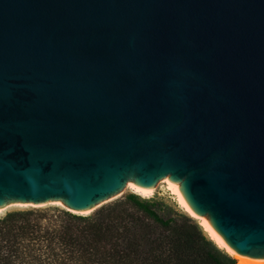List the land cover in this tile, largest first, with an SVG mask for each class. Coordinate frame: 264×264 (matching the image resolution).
I'll return each instance as SVG.
<instances>
[{"label": "water", "instance_id": "obj_1", "mask_svg": "<svg viewBox=\"0 0 264 264\" xmlns=\"http://www.w3.org/2000/svg\"><path fill=\"white\" fill-rule=\"evenodd\" d=\"M164 177L264 259V0H0V207Z\"/></svg>", "mask_w": 264, "mask_h": 264}, {"label": "trees", "instance_id": "obj_2", "mask_svg": "<svg viewBox=\"0 0 264 264\" xmlns=\"http://www.w3.org/2000/svg\"><path fill=\"white\" fill-rule=\"evenodd\" d=\"M0 264H237L198 221L135 194L88 215L59 207L0 216Z\"/></svg>", "mask_w": 264, "mask_h": 264}, {"label": "bare ground", "instance_id": "obj_3", "mask_svg": "<svg viewBox=\"0 0 264 264\" xmlns=\"http://www.w3.org/2000/svg\"><path fill=\"white\" fill-rule=\"evenodd\" d=\"M159 181L156 185L160 184H165L166 190L170 192V195L174 196L177 203L183 209V211L192 217L193 219L197 220L199 225L203 228V230L208 234L209 238L215 243L217 247L220 249H223L226 253H228L230 256L236 259L237 264H264V260H258L255 258H251L248 256H242L239 255L235 250H233L231 247H229L225 242L222 240V238L214 231L213 227L211 226L209 219L206 215L203 216H197L186 204L182 194H181V189L179 186L178 182H169L168 177H164ZM156 185L152 187H144L139 184H137L134 181H127L123 189L116 194L115 196L111 197L108 200H105L97 205L95 207L100 206L104 202H107L111 199L116 198L120 194H122L125 191H130L135 195H138L142 198H148L152 195L153 191H155V188L157 187ZM41 206H53V207H59L61 209H64L66 211L72 212L74 214H79V215H86L89 213V211L85 212H77L75 210H72L70 207H68L65 203L60 202V201H49L46 203H41V204H33L29 202H8L4 206L0 207V213H2L4 210L10 208V207H20V208H35V207H41Z\"/></svg>", "mask_w": 264, "mask_h": 264}, {"label": "rangeland", "instance_id": "obj_4", "mask_svg": "<svg viewBox=\"0 0 264 264\" xmlns=\"http://www.w3.org/2000/svg\"><path fill=\"white\" fill-rule=\"evenodd\" d=\"M160 182L163 181V180H159ZM158 181V182H159ZM157 182V183H158ZM159 182V183H160ZM156 183V184H157ZM155 184V185H156ZM157 186V185H156ZM129 194H133L132 192L130 191H125L123 192L122 194H120L119 196H117L116 198L110 200L109 202L105 203V204H102L101 206L103 205H106V204H109L113 201H116V200H119V199H122L124 198L125 196L129 195ZM138 196V195H137ZM139 198L141 199H145V200H154V201H157L159 202L160 204H162V207H164L165 209H169L171 210V212H176V213H181V214H185L187 215L183 209H181V207L179 206V204L177 203L176 199L174 196L170 195V192H168L166 190V186L165 184H160L158 185L156 188H155V191H153L152 195L148 198H142L140 196H138ZM100 206V207H101ZM37 209H50V208H53V206H41V207H35ZM26 209H31V207H28V208H20V207H10L6 210H4L2 213H0V216L4 215L5 213L7 212H10V211H15V210H26ZM91 214V213H90ZM189 216V215H187ZM190 217V216H189ZM197 221V220H196ZM223 250V249H222ZM264 260V259H262Z\"/></svg>", "mask_w": 264, "mask_h": 264}]
</instances>
